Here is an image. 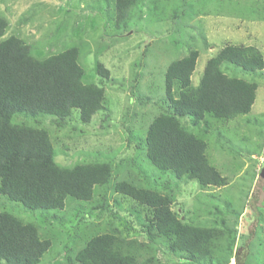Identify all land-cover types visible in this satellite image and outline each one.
Wrapping results in <instances>:
<instances>
[{
  "label": "trees",
  "instance_id": "obj_1",
  "mask_svg": "<svg viewBox=\"0 0 264 264\" xmlns=\"http://www.w3.org/2000/svg\"><path fill=\"white\" fill-rule=\"evenodd\" d=\"M189 1L182 0V19L191 16ZM193 1L204 15L231 3L230 14L264 21V0ZM145 2L115 0L117 27L128 30ZM180 16L172 11V19ZM10 27L8 15L0 14V264H41L54 243L64 264H241L240 253L233 255L237 228L210 204L219 196L208 191L195 211L174 205L183 183L196 180L203 190L229 183L210 150L213 142L229 141L221 128L251 112L264 51L226 43L195 84L201 50L186 44L188 53L166 68L164 95L155 98L157 112L141 129L143 138L126 127L132 155L112 160L97 153L68 165L57 159L53 130L67 126L75 110L84 124L99 111H106L102 124L109 120L104 81H113L111 70L96 60L101 80L87 82L81 45L42 55Z\"/></svg>",
  "mask_w": 264,
  "mask_h": 264
},
{
  "label": "rangeland",
  "instance_id": "obj_2",
  "mask_svg": "<svg viewBox=\"0 0 264 264\" xmlns=\"http://www.w3.org/2000/svg\"><path fill=\"white\" fill-rule=\"evenodd\" d=\"M229 5L232 9L233 5ZM187 6L191 16L182 19V0H146L126 30L116 25L115 0H0V14L10 18V30L21 31L23 37L35 42L37 53L48 55L79 44L87 82L101 80L95 70L96 60L111 70L113 81H104L108 123L102 124L106 111H99L91 123L84 124L75 110L67 126L53 130L60 140L59 162L70 165L97 153L112 160L131 156L133 148L126 144V127H132L138 132L137 138H143L141 129L157 112L155 98L164 95L166 68L188 53L186 44L196 42L194 46L201 50L192 75L195 84L207 59L226 43L253 44L264 51V21L230 14L232 10L227 5L205 15L198 1L190 0ZM174 9L181 15L177 19L171 17ZM203 36H207L209 47H205ZM256 79L259 87L251 112L231 120L230 127L221 128L229 141L222 146L213 142L210 150L212 160L229 176V183L205 190L196 180L183 183L174 205L177 208L182 204L185 210L195 211L196 202L208 196V191L219 196L210 204L217 208L216 215H223L237 228L233 255L240 253L241 264H264V178L260 176L264 166V73ZM143 95L151 99L143 102L139 99ZM247 118L251 123H245ZM45 124L49 125L47 120ZM237 151L240 156L234 159L231 155ZM140 160L154 175V167ZM59 248L54 243L41 264H64L61 249L55 256ZM231 264L235 262L231 260Z\"/></svg>",
  "mask_w": 264,
  "mask_h": 264
},
{
  "label": "water",
  "instance_id": "obj_3",
  "mask_svg": "<svg viewBox=\"0 0 264 264\" xmlns=\"http://www.w3.org/2000/svg\"><path fill=\"white\" fill-rule=\"evenodd\" d=\"M260 176L264 178V166L262 167V170L260 172Z\"/></svg>",
  "mask_w": 264,
  "mask_h": 264
},
{
  "label": "clouds",
  "instance_id": "obj_4",
  "mask_svg": "<svg viewBox=\"0 0 264 264\" xmlns=\"http://www.w3.org/2000/svg\"><path fill=\"white\" fill-rule=\"evenodd\" d=\"M232 261L235 262L234 259H232Z\"/></svg>",
  "mask_w": 264,
  "mask_h": 264
},
{
  "label": "crops",
  "instance_id": "obj_5",
  "mask_svg": "<svg viewBox=\"0 0 264 264\" xmlns=\"http://www.w3.org/2000/svg\"><path fill=\"white\" fill-rule=\"evenodd\" d=\"M245 20V19H244ZM234 263V262H233Z\"/></svg>",
  "mask_w": 264,
  "mask_h": 264
}]
</instances>
